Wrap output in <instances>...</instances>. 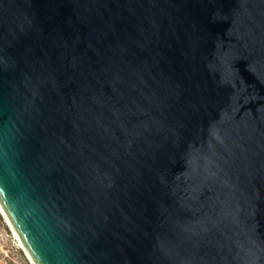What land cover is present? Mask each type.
I'll use <instances>...</instances> for the list:
<instances>
[{
	"label": "water",
	"instance_id": "95a60500",
	"mask_svg": "<svg viewBox=\"0 0 264 264\" xmlns=\"http://www.w3.org/2000/svg\"><path fill=\"white\" fill-rule=\"evenodd\" d=\"M0 206L35 264H264V0H0Z\"/></svg>",
	"mask_w": 264,
	"mask_h": 264
},
{
	"label": "rangeland",
	"instance_id": "374dc122",
	"mask_svg": "<svg viewBox=\"0 0 264 264\" xmlns=\"http://www.w3.org/2000/svg\"><path fill=\"white\" fill-rule=\"evenodd\" d=\"M0 264H29L0 215Z\"/></svg>",
	"mask_w": 264,
	"mask_h": 264
},
{
	"label": "bare ground",
	"instance_id": "6f19581e",
	"mask_svg": "<svg viewBox=\"0 0 264 264\" xmlns=\"http://www.w3.org/2000/svg\"><path fill=\"white\" fill-rule=\"evenodd\" d=\"M0 215L3 218V221L6 224V226L9 228V231L11 232L13 238L15 239L17 246L19 247L20 250H22V253L24 254L28 263L29 264H35L33 262V260L31 259V257L29 256L28 252L26 251L24 245L18 239L17 233L15 231V228H14L12 222L9 220L7 214L5 213V211L3 210V208L1 206H0Z\"/></svg>",
	"mask_w": 264,
	"mask_h": 264
}]
</instances>
